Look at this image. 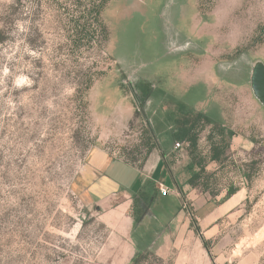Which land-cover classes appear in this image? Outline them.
<instances>
[{"label":"rangeland","instance_id":"rangeland-1","mask_svg":"<svg viewBox=\"0 0 264 264\" xmlns=\"http://www.w3.org/2000/svg\"><path fill=\"white\" fill-rule=\"evenodd\" d=\"M102 2L96 27L89 11ZM258 66L264 0H0V264H120L78 173L96 147L141 166L154 130L193 220L189 199L244 190L219 260L264 264Z\"/></svg>","mask_w":264,"mask_h":264},{"label":"crops","instance_id":"crops-1","mask_svg":"<svg viewBox=\"0 0 264 264\" xmlns=\"http://www.w3.org/2000/svg\"><path fill=\"white\" fill-rule=\"evenodd\" d=\"M200 47L195 45L193 51L199 52ZM167 150L154 149L141 166L99 147L90 150L77 177L82 198L95 207L113 238L121 243L120 264H132L139 254L171 258L172 264H224L225 255L220 261V245L215 240L220 238L222 226L233 223L231 214L242 203L244 190L219 203L189 199L193 220L189 203L176 191L177 182L166 163ZM160 185L174 193L162 196ZM239 193L242 198L235 200ZM203 240L213 241L212 249L206 248Z\"/></svg>","mask_w":264,"mask_h":264},{"label":"trees","instance_id":"trees-1","mask_svg":"<svg viewBox=\"0 0 264 264\" xmlns=\"http://www.w3.org/2000/svg\"><path fill=\"white\" fill-rule=\"evenodd\" d=\"M104 3L105 2H102L101 5L98 4L97 6H93L90 11H89V14L90 16L92 17L93 21L96 23V27H102L101 25V20H100V16H101V10L104 6ZM146 91V90H145ZM149 91V90H148ZM146 91V94H149L150 91L148 92ZM148 92V93H147ZM148 96V95H147ZM139 98V97H138ZM140 100V103L143 104L144 100L142 99H139ZM201 116L198 115L197 116V119H200ZM179 134H177V136H179L180 138H182L183 140H186L188 142V144H190L192 147H195L196 146V143H197V138L195 135L192 134V130L191 129H179ZM151 135L153 136V138H155V142L153 143L154 146H152V148L150 149V153H151V150L155 148V146H158L160 145L159 144V140L157 138V135H156V132L154 130L153 133H151ZM158 142V143H157ZM196 178V177H195ZM193 180H190V183L193 184ZM196 231L199 233L200 232V229L199 228H196ZM203 243H204V246L207 248V242L205 240H203ZM147 255V254H146ZM150 256H153L151 254H148ZM140 256H144L143 254H139L138 256H136L133 260H132V263L135 262L137 263L138 260H139V257Z\"/></svg>","mask_w":264,"mask_h":264},{"label":"water","instance_id":"water-1","mask_svg":"<svg viewBox=\"0 0 264 264\" xmlns=\"http://www.w3.org/2000/svg\"><path fill=\"white\" fill-rule=\"evenodd\" d=\"M253 89L261 100L264 101V67L258 66L252 78Z\"/></svg>","mask_w":264,"mask_h":264},{"label":"built area","instance_id":"built-area-1","mask_svg":"<svg viewBox=\"0 0 264 264\" xmlns=\"http://www.w3.org/2000/svg\"><path fill=\"white\" fill-rule=\"evenodd\" d=\"M182 148V145L180 142H177L174 146V149L175 150H180ZM159 193L162 195V196H169L171 194L174 193V191H172L170 188L164 186V185H160L159 186Z\"/></svg>","mask_w":264,"mask_h":264},{"label":"flooded vegetation","instance_id":"flooded-vegetation-1","mask_svg":"<svg viewBox=\"0 0 264 264\" xmlns=\"http://www.w3.org/2000/svg\"><path fill=\"white\" fill-rule=\"evenodd\" d=\"M135 94V93H134Z\"/></svg>","mask_w":264,"mask_h":264}]
</instances>
